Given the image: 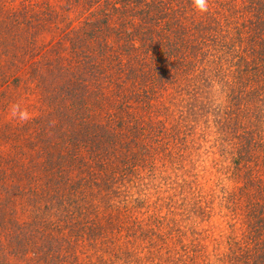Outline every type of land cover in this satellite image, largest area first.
Wrapping results in <instances>:
<instances>
[{"label":"trees","instance_id":"1","mask_svg":"<svg viewBox=\"0 0 264 264\" xmlns=\"http://www.w3.org/2000/svg\"><path fill=\"white\" fill-rule=\"evenodd\" d=\"M14 1L0 264H264V0Z\"/></svg>","mask_w":264,"mask_h":264},{"label":"rangeland","instance_id":"2","mask_svg":"<svg viewBox=\"0 0 264 264\" xmlns=\"http://www.w3.org/2000/svg\"><path fill=\"white\" fill-rule=\"evenodd\" d=\"M12 4H15L14 0H0V16L3 15L2 11L5 10L6 8H9L10 6H12ZM1 47H3V46L0 45V49H2ZM6 49H7V47H6ZM17 65L18 66L22 65V62L18 63ZM0 90H4L3 86H0ZM30 102H32V100H25V99L22 100L21 99V101L19 103L21 104L22 107H26L27 110L32 115L31 108H29V106H27ZM0 113H1V115H3V119H5V120H11L12 119L9 115V109L5 112L1 111ZM204 164H205V169H206V172H204V181H206L205 185H209L210 183H213L215 181V177L213 176L214 172L212 169L209 168L208 162H205ZM199 165H202V164L199 163ZM198 168H200V166H198ZM221 184L222 185H229V181L222 179Z\"/></svg>","mask_w":264,"mask_h":264},{"label":"clouds","instance_id":"3","mask_svg":"<svg viewBox=\"0 0 264 264\" xmlns=\"http://www.w3.org/2000/svg\"><path fill=\"white\" fill-rule=\"evenodd\" d=\"M194 8L201 14L206 13L209 8L208 0H192ZM9 115L18 122H28L32 116L26 107H22L19 102L9 105Z\"/></svg>","mask_w":264,"mask_h":264}]
</instances>
